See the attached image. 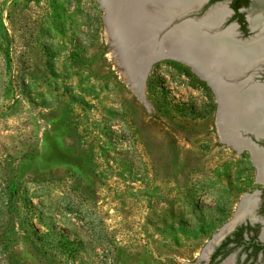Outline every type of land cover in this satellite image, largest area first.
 <instances>
[{"label": "rangeland", "instance_id": "obj_1", "mask_svg": "<svg viewBox=\"0 0 264 264\" xmlns=\"http://www.w3.org/2000/svg\"><path fill=\"white\" fill-rule=\"evenodd\" d=\"M103 15L0 0V264H203L257 186L206 82L162 59L136 96Z\"/></svg>", "mask_w": 264, "mask_h": 264}, {"label": "flooded vegetation", "instance_id": "obj_2", "mask_svg": "<svg viewBox=\"0 0 264 264\" xmlns=\"http://www.w3.org/2000/svg\"><path fill=\"white\" fill-rule=\"evenodd\" d=\"M214 3L219 4L217 12L229 11L224 25L233 22L237 37L250 39L251 49L248 52L252 54L246 56L247 66L231 80L233 86L232 89L229 88L232 91L229 100L234 118L230 125L227 123L225 129L222 128L226 140L223 139L218 124L217 128L215 125L216 134L220 143L226 144L229 140L239 144L238 148L228 146L240 158L250 160L257 186L240 196L233 217L220 228L218 234L221 237L207 251L203 264H223L227 259H230L231 264H264V50L259 48L264 34L260 25L254 27L250 22L252 12L264 15V0H208L199 12L203 14ZM212 93L216 102L217 123L220 102L213 91ZM245 100L253 102L251 105L257 104L250 120L241 117L246 113L243 107ZM231 222L233 223L228 228L227 225Z\"/></svg>", "mask_w": 264, "mask_h": 264}, {"label": "water", "instance_id": "obj_3", "mask_svg": "<svg viewBox=\"0 0 264 264\" xmlns=\"http://www.w3.org/2000/svg\"><path fill=\"white\" fill-rule=\"evenodd\" d=\"M97 1L100 7L103 8L100 0ZM106 1L107 9L104 7L103 10L108 16L111 32L120 38L114 47L120 50V61L124 63L122 67L128 81L129 78L134 81L139 76L136 74L138 70V74L145 75V84L152 64L159 59H167L165 55H161L165 48H174L173 50L179 51L187 57L190 63L188 66L191 70L193 64L200 67L204 66L209 71L210 77L231 88L232 78L238 71L247 66L246 59L252 55L247 52L251 49L249 48L250 39L237 37L236 25L233 22L224 25L229 17V11L224 12L225 14L217 12L218 3L209 6L202 15L192 17L190 15L198 13L208 0H175L172 7H168L163 11L162 15L165 18L161 23L153 21L151 23V19H147L144 27L139 26L134 29L133 26L121 25L122 18L126 16L123 11L124 7H122L125 0ZM230 30L231 34L229 36L231 39L228 38L227 33ZM109 37H111L110 34ZM181 37L186 41L185 44L179 42ZM110 45H113L112 41ZM220 46H224L230 52H243L245 55L244 60L242 59L243 62L240 61L239 63V60L232 61L231 68L230 64H218L220 57L216 50ZM212 49L214 50L212 51ZM193 53L195 55H192ZM159 55L160 57L157 58ZM120 61H118L119 64H121ZM197 76L204 80L214 92L208 79L201 75ZM214 94L216 95L215 92ZM232 223L227 225L228 228L231 227ZM220 237V234L214 237L209 249H212Z\"/></svg>", "mask_w": 264, "mask_h": 264}, {"label": "bare ground", "instance_id": "obj_4", "mask_svg": "<svg viewBox=\"0 0 264 264\" xmlns=\"http://www.w3.org/2000/svg\"><path fill=\"white\" fill-rule=\"evenodd\" d=\"M174 2H175V0H125L122 7H124L123 11L126 14V16H124L122 18L121 25L122 26L129 25L130 27L133 26V28L136 29L139 26L144 27V23L147 19H149V20L151 19V21H150L151 23H152V21L156 22V23H161L162 20H164V18H165L162 15L163 11L168 7L169 8L172 7ZM100 3H101V6L103 8L105 7V9H107V1L106 0H100ZM219 13H222V12H219ZM103 19L105 21L106 34L109 38V41L113 42V45H112L114 48L113 49V56L118 63V61L121 60V53H120V50L118 48L116 49L114 46L120 38L118 35L113 34L111 32L110 24L108 21V16L106 15L105 11H104ZM250 22L254 27H257L260 25L262 34H264V15L263 14L252 12L250 15ZM227 33H228V38L231 39V37L229 36L231 34V30L228 31ZM109 34L111 35V37H109ZM224 36H227V35H224ZM179 42L183 43V44L186 43V41L182 37L180 38ZM259 48H261V50H264V39H262V42H261ZM173 49L174 48H170V49L165 48V50L163 51V53L161 55H165L167 59H172L174 61H177L179 63L185 64L186 66H188L190 63L188 62L187 57L184 56L183 53H180L179 51H176ZM213 50L214 49H212V51ZM216 53L219 54V57H220L218 64H220V63L225 64V65L230 64V68L232 67L231 66L232 61H238L239 60V63H240V61H242V58L245 57V55L241 54L240 51L230 52L224 46H220L216 50ZM192 55H195V54L193 53ZM158 57H160V55L157 56V58ZM159 60H157V61H159ZM120 63L121 64L118 63V66L120 67L122 73L126 75V73L122 67V64H124V63L121 61H120ZM192 68H193L192 69L193 72L196 75H201L202 77H205L206 79H208L211 87H213L214 92L216 93V95L218 97V100L220 102V109H219L217 124L219 126L220 133L222 134V137H223L225 134L222 133V131H223L222 128H224L227 123H229L228 125H230L231 121L234 118L233 117V107H230L231 104H230V100H229L231 97L232 91L229 89L228 85L225 86L222 83H219V81L217 79L210 77L209 71L206 70V68H204V66L200 67L198 65L193 64ZM137 72H138V70L136 71V74L139 76L136 79H134V81H132L130 78L128 81L127 75L124 78H125L126 83L131 88L132 92L136 96H139L142 98V95L144 92L143 90L145 87V84H144V76L145 75L138 74ZM232 86H233V84H232ZM252 103L253 102H250L248 100H245V102H244L243 107H244L246 113H243L244 115L241 116V117H244V120L252 119V115L254 114L255 108L257 107L256 103L251 105ZM228 104H229V107H227ZM239 111L242 112L241 110H239ZM223 139L226 140L225 137H223ZM224 140H223V142H225ZM226 142H227L226 144H228L232 147L234 146V147L238 148L237 146L239 144L237 142L229 141V140ZM216 235L214 237H216ZM211 243L212 242H210L207 245V247L203 253L204 258L207 254V251L209 250V245ZM223 264H231L230 259L225 260V262Z\"/></svg>", "mask_w": 264, "mask_h": 264}, {"label": "trees", "instance_id": "obj_5", "mask_svg": "<svg viewBox=\"0 0 264 264\" xmlns=\"http://www.w3.org/2000/svg\"><path fill=\"white\" fill-rule=\"evenodd\" d=\"M240 21H242V20L240 19Z\"/></svg>", "mask_w": 264, "mask_h": 264}]
</instances>
